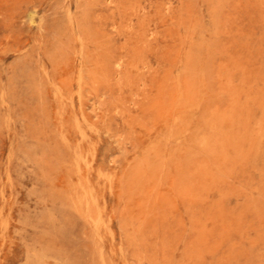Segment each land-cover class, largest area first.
<instances>
[{"label": "rangeland", "instance_id": "1", "mask_svg": "<svg viewBox=\"0 0 264 264\" xmlns=\"http://www.w3.org/2000/svg\"><path fill=\"white\" fill-rule=\"evenodd\" d=\"M0 264H264V0H0Z\"/></svg>", "mask_w": 264, "mask_h": 264}]
</instances>
